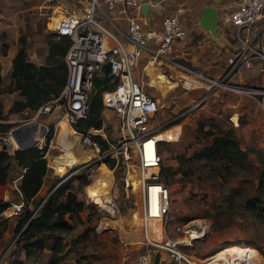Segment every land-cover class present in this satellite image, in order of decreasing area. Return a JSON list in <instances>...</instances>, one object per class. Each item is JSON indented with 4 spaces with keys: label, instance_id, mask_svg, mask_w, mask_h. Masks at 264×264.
I'll use <instances>...</instances> for the list:
<instances>
[{
    "label": "rangeland",
    "instance_id": "obj_1",
    "mask_svg": "<svg viewBox=\"0 0 264 264\" xmlns=\"http://www.w3.org/2000/svg\"><path fill=\"white\" fill-rule=\"evenodd\" d=\"M218 1L223 5L217 8L216 36L202 37L203 29L197 24L203 4H216V0H175L170 11L166 12L176 15L186 31L184 41L170 55L171 60L210 81L193 73L186 76L172 62L154 60L146 53L141 55L133 76L160 105L155 117L157 124L162 125L159 134L164 138L159 146L160 167L167 168L161 179L168 187L170 198L164 232H170L169 228L174 223L188 218H203L208 226L207 232L193 243V255L201 258L221 251H234V256H242L246 249L255 247L260 264H264V216L248 206L258 196L259 182L264 181V35L261 43L257 38L249 43L257 52L250 58L249 66L232 71L219 81L227 56H231L241 42L233 26L225 21V15L234 8L237 0ZM79 6L75 4L74 8ZM54 15L44 0H0V51L2 44H7L5 52L0 53V88L4 91L0 96L2 109L14 97L13 93L5 92L9 55L23 40L27 55L31 54L29 58L42 59L45 46L38 42L45 39L49 32L46 22ZM149 60H153V70L162 75L157 77L159 84L165 85L166 90L161 89L164 93L150 84L149 75L144 70ZM183 77L194 79L196 85H184ZM213 80H216L215 83H212ZM54 103L56 106L47 112L37 111L36 108L28 117H23V113L16 114L9 121L12 127L27 120L41 121L45 126L41 138L43 146L49 125L53 130L59 123L72 127L62 100ZM100 118L103 126L93 132H103L107 140L115 145L118 137L115 114L101 104ZM5 121L7 118L0 119V137L12 143L13 146L6 149L11 152L16 146L9 134L11 127L4 131ZM221 131H227L234 137L245 157L234 163L217 155L196 157V152L210 144V133L221 135ZM49 155L52 156L53 152L46 160L49 165L42 186L48 188L54 184L55 187L61 181L64 191L72 192L77 200L82 201V208L65 213L63 217L69 226L45 232L41 240L43 246L33 249L29 256H25L20 248L23 240L13 232V226L23 210H35L44 197L22 203L17 213L4 208L0 215V254L5 249L11 252L6 264H17L19 260V264H120L122 254L131 253L128 249L136 246L135 242L141 236L137 195L125 191L122 186L123 168L133 165L132 157L127 159L130 165L126 166L116 152L117 166L108 167L103 160L110 156H105L92 162L87 174V170L71 173L73 166L77 167L86 160L66 170L63 165V171L58 173ZM19 172L13 164L8 183ZM82 173L86 174L89 184H82ZM10 193L15 195L13 189ZM103 200H108L103 203L108 208L101 204ZM11 201L14 202V199L11 198ZM55 244L61 248L51 249Z\"/></svg>",
    "mask_w": 264,
    "mask_h": 264
},
{
    "label": "built area",
    "instance_id": "obj_2",
    "mask_svg": "<svg viewBox=\"0 0 264 264\" xmlns=\"http://www.w3.org/2000/svg\"><path fill=\"white\" fill-rule=\"evenodd\" d=\"M44 1L56 18L52 26L50 16L46 27L58 35L67 36L70 41L63 56L66 76L61 91L39 105L37 111L47 112L56 106L55 101L62 100L71 124L76 119H86L93 77L107 73L113 82L110 89L100 93V100L102 107L115 114L118 136L115 145L105 141L106 147L102 148L91 137L92 133H80L81 144L95 155L72 169L71 173L86 170L92 162L105 156L112 157L113 166H117L116 152L126 166L130 165L127 159L132 157L133 165L123 168L122 186L125 191L137 195L141 236L135 242L136 246L128 249L131 253L122 254L120 264H153L154 260L156 264H260L255 260L257 256L249 252L233 257L224 254L209 257V254L197 258L193 255V243L207 232L208 226L203 218L174 223L169 228L170 232H164L170 198L168 187L160 175L159 146L164 138L158 136L162 125L155 121L160 105L157 99L143 90L133 71L141 55L146 53L154 60L172 62L186 76L193 73L210 81L171 60L175 47L186 37L176 15H164L158 28L146 29L147 20L140 11L145 0H82L84 5L79 13L65 5H57V0ZM120 18L125 20L124 30L115 25V20ZM226 21L235 29L241 45L227 56L219 81L232 71L248 67L250 58L257 54L249 43L255 38L261 43L264 35V0H238L227 13ZM103 62L107 63L106 72L100 70ZM182 81L188 87L196 85L191 78L183 77ZM41 143L39 139L35 146L41 148ZM8 205L5 208L17 213L22 201ZM153 223L159 224L158 228ZM10 254L9 249H5L0 254V264H6Z\"/></svg>",
    "mask_w": 264,
    "mask_h": 264
},
{
    "label": "trees",
    "instance_id": "obj_3",
    "mask_svg": "<svg viewBox=\"0 0 264 264\" xmlns=\"http://www.w3.org/2000/svg\"><path fill=\"white\" fill-rule=\"evenodd\" d=\"M69 41L70 39L67 36L58 35L54 31L49 30L45 39L42 42H38V44L45 46V54L39 64H35L28 59L23 40L17 43L11 56L6 87L7 91L16 92L9 107V113H23V117H28L43 102L59 94L65 82L66 65L63 56ZM6 46V43L2 44L1 54L5 52ZM1 82L2 77L0 74V84ZM112 86L113 82L107 73L93 77L92 92L89 96L90 109L88 117L86 119H76L71 124L75 130L84 133L88 128H101L100 93L110 89ZM3 117L0 100V119ZM3 127L4 131H6L12 127V124L5 123ZM52 132V125H49L41 148L34 145L24 149L16 148L11 152L6 149H0V185L7 181L10 170L15 164V167L20 170V177L13 191L20 193L23 204L34 201L32 197L43 182V177L47 171L43 155ZM221 132V135L210 133L212 135L210 144L203 146L196 152V157L217 155L230 163L244 158L246 154L238 147L234 137L227 131ZM91 137L102 148L105 147V140L99 134H92ZM103 161L108 167L113 165V159L111 158ZM166 170L167 168L160 167L162 178H164ZM82 175L80 176L82 184L88 183L86 174L82 173ZM60 183L55 187H53L54 184L48 187L46 195L43 201H40L38 208L36 210H28L27 208L23 210L13 226V232H16L20 239L23 240L20 248L25 256H29L33 249H39L43 246L41 240L45 232L50 233L55 228H67L69 226L63 217L65 213L77 212L82 208V201L77 200L72 192L64 191ZM259 185L258 196L252 199L248 206L264 216V181L261 180ZM8 204L7 201H0V213ZM60 248V246L55 244L51 249L59 250ZM20 262L19 260L17 264ZM153 264H156L155 260Z\"/></svg>",
    "mask_w": 264,
    "mask_h": 264
},
{
    "label": "crops",
    "instance_id": "obj_4",
    "mask_svg": "<svg viewBox=\"0 0 264 264\" xmlns=\"http://www.w3.org/2000/svg\"><path fill=\"white\" fill-rule=\"evenodd\" d=\"M174 2H175V0H145L144 3L148 4L147 13H146L148 18L146 17L147 23L145 24V28L146 29H156V28H158L161 18L164 15L167 14L166 12L170 11V7L173 6ZM237 2H238V0L235 1L234 3L236 4ZM60 4L67 6L69 9L73 10L76 13H79L81 11V9H82V6L84 5L82 0H57V5H60ZM75 4L77 6L80 5L81 8H80V6L78 8H74ZM222 5H223L222 2H219L218 0H216V4L212 3V2H209L207 4H203L201 9L203 7H205V6H213L215 8V10H216V15H217V8H220V6L222 7ZM228 6H231V4H229ZM201 9H200V11H201ZM231 10H232V8H231ZM199 14H200V12H199ZM226 15H225V21H226ZM198 18H199V16H198ZM197 21H198V19H197ZM50 24L52 26L54 25L53 22H50ZM115 25L120 30H124V28H125V20H123L122 18L116 19L115 20ZM198 26H199V24H198ZM202 31L203 32L200 34L202 37H205L204 35H211L212 34L211 32H208L207 30L204 31V29ZM212 35L216 36L214 34H212ZM221 37H220V42L222 43L223 42V37L222 38ZM12 54H13V51L9 55V61H8L9 62V68H10V60H11ZM29 55H31V54L27 55L28 59L31 62H33L35 64H39V63L42 62V59L36 60L37 58H33V57L29 58ZM33 55H35V54H33ZM144 70L149 75L150 84L154 85L162 93H164L163 90H166V89H164L165 85L159 84L160 80L158 79L159 77H157V76H162V75L158 74V73H160L159 71L155 72L153 70L152 62L146 63L144 65ZM165 82H167V80H165ZM161 83H163V81H161ZM0 87H1V84H0ZM161 89H163V90H161ZM3 92L4 91L2 90V92L0 93V96H1V94ZM5 92H7L9 94L10 93L11 94L12 93L13 94L16 93V92H14L12 90L11 91H7V89H6ZM12 96H14V95H12ZM13 98L14 97H11V101L9 102L10 104L9 103L6 104L5 109H2V107H1L2 113L4 115L3 118H7V121H5L4 123H10L9 120H11L14 115L18 114V113H9L8 112L9 107H10L12 101H13ZM0 100H1V98H0ZM37 122L41 123V121H37ZM41 124H43V123H41ZM102 126H103V123L101 124V127ZM99 129H101V128H99ZM99 129L88 128L85 132H89V133L95 134L93 131H95V130L98 131ZM80 133H81L80 131L75 130L69 124L66 125L65 123H63V124L59 123V124L55 125L54 130L52 132V136L48 140V143H47L48 145L46 147V150L44 152L43 157H44V159L46 161V160H48V154H50V152H53V155L52 156L49 155V156H51L53 161L55 162L54 167H56V171L58 173L60 171H63V165H64V168L66 170V169H69L72 165H75L78 162L81 163L84 160L87 161L89 158H92L95 155V153L90 148H88L86 146H83L81 144L80 138H79L80 137ZM98 134L100 135L101 138H103L105 141H107V143H109V141L107 140V138H106V136H105V134L103 132L102 133L98 132ZM47 165H49V164H47V162H46V166ZM74 167L75 166H73L72 169ZM90 168H91V166L88 165L86 170L89 172L88 169H90ZM47 171H48V167H47ZM47 171H46V173H45V175L43 177L42 184L40 185V187L38 188V190L35 192L34 196L32 197V199H34V200L43 198L46 195V192H47L48 188H47V186L43 187L42 185H43V183L45 181V177L47 175ZM19 177H20V174L18 176H16L14 179H12L9 183L7 181L3 185H0V201H7L8 203H14V202L22 201L20 193L15 192V195H11V193H10L11 189H15L16 188V183H17V180H18ZM7 186L10 187V189ZM42 187H43V190L41 192L40 190H41ZM11 198L14 199V202L11 201ZM2 212H4V210H2L0 214H2Z\"/></svg>",
    "mask_w": 264,
    "mask_h": 264
},
{
    "label": "water",
    "instance_id": "obj_5",
    "mask_svg": "<svg viewBox=\"0 0 264 264\" xmlns=\"http://www.w3.org/2000/svg\"><path fill=\"white\" fill-rule=\"evenodd\" d=\"M147 7V3H142L140 6L141 14L145 18L147 17ZM197 23L202 29L211 32L214 35H218L216 23V10L213 6H205L201 9ZM106 69L107 63L103 62L101 64L100 70L102 72H106ZM44 132L45 126L35 120L24 121L23 123L13 126L9 129L10 137L13 139L16 148L19 149L34 146L37 141L42 138ZM12 146L13 145L10 141H5L3 137H0L1 149L11 148ZM43 199L41 200V202L43 201Z\"/></svg>",
    "mask_w": 264,
    "mask_h": 264
},
{
    "label": "bare ground",
    "instance_id": "obj_6",
    "mask_svg": "<svg viewBox=\"0 0 264 264\" xmlns=\"http://www.w3.org/2000/svg\"><path fill=\"white\" fill-rule=\"evenodd\" d=\"M55 20H56V18H55V16H52L51 18H50V22H53L54 24H55ZM148 62H152L151 60H149ZM147 62V63H148ZM159 137H161L162 138V135L161 134H159L158 135ZM167 140H168V138H166ZM81 149V148H80ZM68 160V159H67ZM73 161V160H72ZM109 200V199H108ZM108 200H103L102 201V203L101 204H103V203H105V202H108ZM95 201V200H94ZM104 205V204H103ZM104 206H106V208H108V205H104ZM8 210V209H7ZM139 211V210H138ZM111 212H112V210H111ZM137 218H139V221H140V213H139V215L137 216ZM152 225H154L155 227H157L158 228V226H159V224H152ZM150 228L152 229L153 228V226H150ZM157 237L159 238V234H157ZM236 251H238V250H236ZM244 251V250H243ZM246 252H249V254H253V255H256L257 257H256V259L255 260H257L259 263H260V258L258 257V255H257V253H256V251H255V249H246L245 250ZM231 252V253H230ZM230 252H226V251H221V252H217L216 254H212V255H210L209 257H215V256H218V255H221V254H224V255H229V256H232L233 255V253H234V251H230ZM246 252H242V255H244ZM237 256H238V254H237ZM208 257V258H209Z\"/></svg>",
    "mask_w": 264,
    "mask_h": 264
}]
</instances>
